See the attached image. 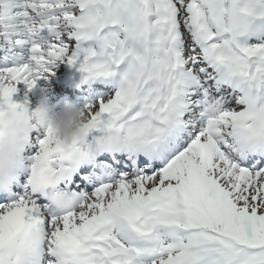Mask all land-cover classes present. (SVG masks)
I'll return each instance as SVG.
<instances>
[{
  "label": "snow or ice",
  "instance_id": "6c2138e0",
  "mask_svg": "<svg viewBox=\"0 0 264 264\" xmlns=\"http://www.w3.org/2000/svg\"><path fill=\"white\" fill-rule=\"evenodd\" d=\"M62 63L120 151L57 203L45 130L0 185V264H264V0H0V112Z\"/></svg>",
  "mask_w": 264,
  "mask_h": 264
},
{
  "label": "clouds",
  "instance_id": "9594fccd",
  "mask_svg": "<svg viewBox=\"0 0 264 264\" xmlns=\"http://www.w3.org/2000/svg\"><path fill=\"white\" fill-rule=\"evenodd\" d=\"M87 103L90 100L83 105L71 100L53 104L47 95H42L35 107H6L0 112V185L10 183L21 167V149L29 136L36 131L51 129L61 149L56 161L57 166H64L62 174L42 175L38 171L34 180L37 189L41 193L52 194L57 203L73 201L75 197L59 189L64 179L97 155L111 154L113 151L119 154L120 151L118 131H107L89 140L90 135L85 131L89 118L85 107ZM96 175L100 179L108 178L102 173Z\"/></svg>",
  "mask_w": 264,
  "mask_h": 264
}]
</instances>
